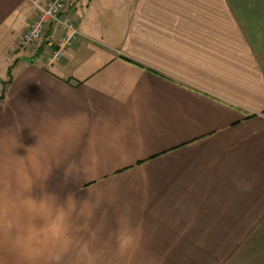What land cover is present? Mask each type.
<instances>
[{
    "label": "crops",
    "instance_id": "obj_1",
    "mask_svg": "<svg viewBox=\"0 0 264 264\" xmlns=\"http://www.w3.org/2000/svg\"><path fill=\"white\" fill-rule=\"evenodd\" d=\"M32 1L0 0V264H264V0H70L52 64Z\"/></svg>",
    "mask_w": 264,
    "mask_h": 264
},
{
    "label": "built area",
    "instance_id": "obj_2",
    "mask_svg": "<svg viewBox=\"0 0 264 264\" xmlns=\"http://www.w3.org/2000/svg\"><path fill=\"white\" fill-rule=\"evenodd\" d=\"M32 4L35 14L19 38L18 51L24 52L38 47L46 30L55 26L61 34L56 47L44 53V59L47 64L62 60L65 51L76 43L80 35L72 15L70 0H33Z\"/></svg>",
    "mask_w": 264,
    "mask_h": 264
},
{
    "label": "rangeland",
    "instance_id": "obj_3",
    "mask_svg": "<svg viewBox=\"0 0 264 264\" xmlns=\"http://www.w3.org/2000/svg\"><path fill=\"white\" fill-rule=\"evenodd\" d=\"M38 254V252H36V255ZM38 262H40L41 263V259L40 258H36V263L35 264H40V263H38Z\"/></svg>",
    "mask_w": 264,
    "mask_h": 264
}]
</instances>
